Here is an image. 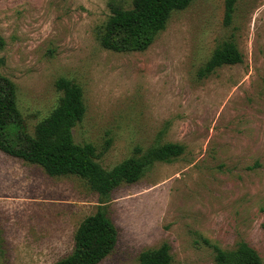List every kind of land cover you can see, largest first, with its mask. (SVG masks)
Segmentation results:
<instances>
[{"label":"rangeland","instance_id":"obj_1","mask_svg":"<svg viewBox=\"0 0 264 264\" xmlns=\"http://www.w3.org/2000/svg\"><path fill=\"white\" fill-rule=\"evenodd\" d=\"M110 2L131 6L0 0V72L16 86L26 130L55 105L54 82L65 77L86 108L73 140L91 143L105 169L136 147L175 142L183 152L100 200L75 175L50 176L0 151V264H55L100 204L117 241L97 264H137L163 242L171 264H214L213 245L232 252L240 242L264 264V0H237L230 25L223 0H192L145 50L126 52L95 37ZM230 35L242 61L199 75Z\"/></svg>","mask_w":264,"mask_h":264},{"label":"trees","instance_id":"obj_2","mask_svg":"<svg viewBox=\"0 0 264 264\" xmlns=\"http://www.w3.org/2000/svg\"><path fill=\"white\" fill-rule=\"evenodd\" d=\"M192 0H131L129 8L110 2L109 15L95 30L100 46L117 52L145 50L164 28L173 11L184 9ZM237 0H223V24L230 25ZM242 61L233 35L216 46L199 75L221 65ZM3 58L0 57V66ZM60 95L49 113L39 120L29 134L18 109L16 86L0 72V151L26 163L40 166L50 176L75 175L100 196L108 198L122 183L136 182L153 162H169L183 152L180 143L166 142L142 149L105 169L96 160L91 143H75L72 128L82 120L85 104L80 87L65 77L55 80ZM103 202V201H100ZM117 229L100 204L85 216L73 235L71 251L55 264H97L115 246ZM214 264H261L258 254L247 243L240 242L232 252L213 245ZM170 246L163 242L139 253L137 264H171Z\"/></svg>","mask_w":264,"mask_h":264}]
</instances>
